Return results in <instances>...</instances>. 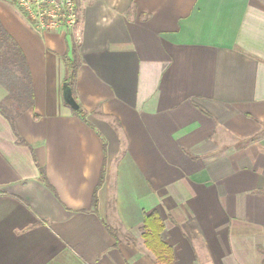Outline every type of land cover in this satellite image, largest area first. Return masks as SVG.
I'll list each match as a JSON object with an SVG mask.
<instances>
[{
	"label": "crops",
	"instance_id": "crops-1",
	"mask_svg": "<svg viewBox=\"0 0 264 264\" xmlns=\"http://www.w3.org/2000/svg\"><path fill=\"white\" fill-rule=\"evenodd\" d=\"M79 7L40 33L0 0L33 96L0 82V264H159L154 211L173 264H264V0Z\"/></svg>",
	"mask_w": 264,
	"mask_h": 264
},
{
	"label": "trees",
	"instance_id": "trees-1",
	"mask_svg": "<svg viewBox=\"0 0 264 264\" xmlns=\"http://www.w3.org/2000/svg\"><path fill=\"white\" fill-rule=\"evenodd\" d=\"M65 65L67 74L65 78V87H72L75 85L80 62L76 50H73L72 56H65ZM0 74L5 78H0V82L5 84L10 91V97H15L21 105L31 107L33 105V96L31 94V78L30 70L25 61V58L16 45L14 40L10 37L7 31L3 28L0 21ZM82 119L85 115L81 109L75 111ZM5 113V112H4ZM9 119L11 115L5 113ZM41 180L48 185L45 170L40 168ZM104 179V171L101 175V182ZM93 206L96 208V196L94 198ZM164 226L162 219L157 211L149 215H145L143 223V238L147 247L156 255L159 264H173L174 256L173 249L161 240V233ZM112 235L116 237L115 231L109 228Z\"/></svg>",
	"mask_w": 264,
	"mask_h": 264
},
{
	"label": "built area",
	"instance_id": "built-area-1",
	"mask_svg": "<svg viewBox=\"0 0 264 264\" xmlns=\"http://www.w3.org/2000/svg\"><path fill=\"white\" fill-rule=\"evenodd\" d=\"M40 33L75 30L79 25V0H7Z\"/></svg>",
	"mask_w": 264,
	"mask_h": 264
},
{
	"label": "water",
	"instance_id": "water-1",
	"mask_svg": "<svg viewBox=\"0 0 264 264\" xmlns=\"http://www.w3.org/2000/svg\"><path fill=\"white\" fill-rule=\"evenodd\" d=\"M63 98L67 105H69L72 109L78 110L79 104L77 103L76 99L73 96L72 90L70 87H65L63 91Z\"/></svg>",
	"mask_w": 264,
	"mask_h": 264
}]
</instances>
